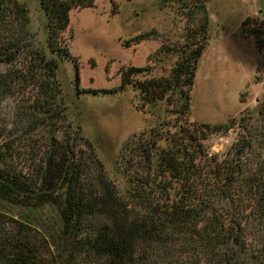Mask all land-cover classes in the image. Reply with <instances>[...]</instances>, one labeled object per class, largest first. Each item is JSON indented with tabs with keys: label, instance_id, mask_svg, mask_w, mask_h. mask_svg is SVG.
Segmentation results:
<instances>
[{
	"label": "trees",
	"instance_id": "16d2710c",
	"mask_svg": "<svg viewBox=\"0 0 264 264\" xmlns=\"http://www.w3.org/2000/svg\"><path fill=\"white\" fill-rule=\"evenodd\" d=\"M208 1H177L185 19L184 41L176 48L163 44L154 55L176 56L167 74L156 77L147 66L130 65L121 70L118 87L101 90L133 87L143 107L164 103L169 114L161 129L142 131L122 147L120 189L95 143L63 130L61 123L59 59L72 57L64 33L71 11L95 0H39L48 18L50 54L34 47L27 6L0 0V65L31 55L26 70L0 72V264H180L157 257L156 251L160 245H188L187 239L199 253L217 256L219 264H253L264 257V149L252 144L258 133L242 126L243 141L231 157L219 159L209 155L205 141L229 127L190 119L199 60L210 38ZM249 34L264 47V30L249 28ZM152 35L158 32L132 41ZM29 82L41 92L8 118L3 102ZM42 129L49 136L45 144L33 139ZM28 137L30 144H21ZM4 202L22 209L51 206L58 228L38 230L6 214ZM251 235L254 249L247 241Z\"/></svg>",
	"mask_w": 264,
	"mask_h": 264
},
{
	"label": "rangeland",
	"instance_id": "374dc122",
	"mask_svg": "<svg viewBox=\"0 0 264 264\" xmlns=\"http://www.w3.org/2000/svg\"><path fill=\"white\" fill-rule=\"evenodd\" d=\"M20 1L29 9L34 47L50 54L48 18L39 0ZM177 1L166 4L163 0H95L93 6L73 9L70 13L64 40L72 57L59 59L57 73L61 86L59 101L65 109L63 125L60 124L63 130L75 135L81 133L95 143L108 176L120 189L124 187L120 173L122 147L142 131L159 126L161 129L169 114L164 103L156 108L143 107L140 93L133 87L117 92L101 90L118 87L121 70L130 65L147 66L156 77L170 71L176 56L159 54L156 58L154 55L163 44L176 48L184 41L185 19ZM207 7L210 38L199 60L190 119L229 127L228 131L212 134L205 141L209 153L231 142L230 149L219 159L231 157L234 146L243 141L242 126L258 133L252 144L264 149V136L260 134L264 131V47L260 48L256 36L249 34V28L264 30V0H209ZM248 19L244 32L243 24ZM153 30L158 35L132 41L137 35ZM262 41L264 44V35ZM28 56L14 65L1 64L0 72L26 70ZM18 88V96L2 104L3 114L10 119L21 104L33 102L41 92L33 82ZM34 136L33 139L44 144L49 137L43 129ZM24 139L27 141L22 140L21 144H30L29 137ZM2 205L6 214L24 219L38 230L48 233L58 228V217L51 206L22 209L5 202ZM247 241L253 249L257 245L252 235ZM187 242L188 245L182 246L160 245L157 257L180 264H219L217 256L199 253L195 243L189 245L188 239ZM253 264H264V257Z\"/></svg>",
	"mask_w": 264,
	"mask_h": 264
},
{
	"label": "clouds",
	"instance_id": "9594fccd",
	"mask_svg": "<svg viewBox=\"0 0 264 264\" xmlns=\"http://www.w3.org/2000/svg\"><path fill=\"white\" fill-rule=\"evenodd\" d=\"M215 147L216 146L213 145V148L214 149H215ZM230 147H231V142L228 143V144H226V145H224L219 151H212V152H210L209 155L210 156L216 155L218 157H222L228 151V149H230Z\"/></svg>",
	"mask_w": 264,
	"mask_h": 264
}]
</instances>
